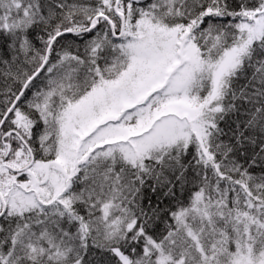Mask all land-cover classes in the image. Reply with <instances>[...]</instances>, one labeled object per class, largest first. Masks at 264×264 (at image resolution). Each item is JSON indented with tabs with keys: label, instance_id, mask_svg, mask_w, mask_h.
<instances>
[{
	"label": "snow or ice",
	"instance_id": "6c2138e0",
	"mask_svg": "<svg viewBox=\"0 0 264 264\" xmlns=\"http://www.w3.org/2000/svg\"><path fill=\"white\" fill-rule=\"evenodd\" d=\"M0 264H264V0H0Z\"/></svg>",
	"mask_w": 264,
	"mask_h": 264
}]
</instances>
